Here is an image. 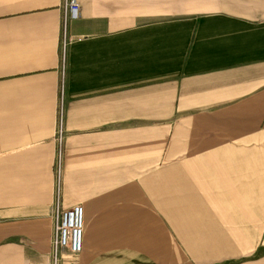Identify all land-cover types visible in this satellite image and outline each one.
I'll list each match as a JSON object with an SVG mask.
<instances>
[{"label": "crops", "instance_id": "obj_1", "mask_svg": "<svg viewBox=\"0 0 264 264\" xmlns=\"http://www.w3.org/2000/svg\"><path fill=\"white\" fill-rule=\"evenodd\" d=\"M79 1L0 0V264H264V0Z\"/></svg>", "mask_w": 264, "mask_h": 264}, {"label": "built area", "instance_id": "obj_2", "mask_svg": "<svg viewBox=\"0 0 264 264\" xmlns=\"http://www.w3.org/2000/svg\"><path fill=\"white\" fill-rule=\"evenodd\" d=\"M66 17L78 19L81 14L79 0H65ZM68 40L64 37L63 47L66 48ZM86 225V211L82 204H76L62 209L58 215L57 238L55 241V255L58 257L62 250H68L73 255L82 252L84 247V230Z\"/></svg>", "mask_w": 264, "mask_h": 264}, {"label": "rangeland", "instance_id": "obj_3", "mask_svg": "<svg viewBox=\"0 0 264 264\" xmlns=\"http://www.w3.org/2000/svg\"><path fill=\"white\" fill-rule=\"evenodd\" d=\"M65 252H66V253H65V254H66V256H69V257H70L71 255H73V254H72V253H70L69 251H65Z\"/></svg>", "mask_w": 264, "mask_h": 264}]
</instances>
